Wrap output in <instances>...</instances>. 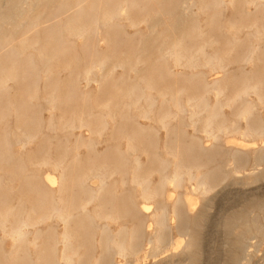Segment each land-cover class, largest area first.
<instances>
[{
  "label": "bare ground",
  "instance_id": "1",
  "mask_svg": "<svg viewBox=\"0 0 264 264\" xmlns=\"http://www.w3.org/2000/svg\"><path fill=\"white\" fill-rule=\"evenodd\" d=\"M69 1L62 0L60 3L67 5ZM129 1L124 0L123 6L128 7ZM106 4V0H94L91 5L86 6L89 9L97 5L98 9L92 18L82 19L78 25L70 21L60 26L61 47L54 51L53 36L47 35L44 39L34 37L42 30L44 24L42 15L33 14L35 6L45 7L42 0H0V37L9 31L28 32L20 44L16 43L15 46L11 43L9 49L5 48L4 56H1L3 69L0 72V94H4V100L1 102L3 105L0 110V123L12 115L20 114L21 105L24 104L21 101L23 98L27 97L32 104L38 101V85L50 83L56 74L53 69L54 60L62 53H68L76 40L86 39L104 27L114 26L116 22L125 19L121 8L103 11ZM225 5L237 12L240 21L218 24ZM249 7L259 10L264 7V0H228L227 4L223 0H199V3L194 0H181L176 8L168 11L158 9L143 20L151 35L157 24L165 23L166 17L174 19L172 26H175L180 17L188 16L197 9L198 15H210L211 22L207 21V26L218 24L216 27L225 31L227 45L212 52H209L205 42L193 49L172 43L165 50L162 58L172 65L167 72L175 79L185 78L182 86L159 89L152 76L135 74L134 85L128 92L121 94L117 90L123 85L125 78H114L110 60L104 58L95 62L91 69L85 70L83 79L86 83L92 75L104 73V82L112 84L123 103L119 111L116 112V98L98 105L97 97L87 93L83 95L80 107L66 112L62 109L61 102L65 83L51 87L52 90L44 97L49 114L48 129L73 131L83 128L90 132V136L79 138L74 144L59 146L54 154L47 151L34 164L38 169L48 167L59 174L56 188L53 187L55 182L51 178L44 179L46 190L53 193L48 195L50 198L32 189L36 193V202L33 200L35 203L31 202L26 207L21 200L16 206H8L0 211V234L2 238L11 240V251L3 254L0 252V264H117L116 257L130 258L131 262L127 263L132 264L139 256L138 227L123 226L118 231H113L110 226V223L121 219V214L126 210L125 205L123 208L117 207L122 193L110 190L108 185L113 174L120 176L121 186L131 184L135 187L136 194H141L146 200L157 205L155 213L148 214L143 206L137 205L134 193L127 196L126 208H131L139 217H149L154 222V230L150 233V255L156 257L166 246L174 245L175 250L163 259L188 256L187 264L196 262L201 230L214 199V196H208L222 181L251 184L264 177V169L261 172L254 171L258 166L264 167V116L260 113L264 106V41L260 44L264 36V26L258 20L251 23L250 27L245 25L250 15L247 9ZM83 9L84 6L77 11ZM72 18L76 19L73 16ZM242 28H248L249 35L258 41L257 44L246 47V50H241L242 44L236 39L237 31ZM198 30L201 31L202 28L198 26ZM199 35L203 36L204 32H199ZM236 52L241 53V67L243 64L254 67L243 80L233 78V81L226 82L214 79L208 83L201 79L203 67L226 73V62L230 55ZM77 62V58L71 55L62 71L71 74ZM177 67L183 68L184 73L173 71V68ZM133 71L135 72V69ZM27 79L30 85L22 90L25 92L23 95L9 92V81L23 83ZM199 79L203 84L200 85L202 92L192 93ZM210 93L214 94L213 104L208 102ZM251 96L253 98H250ZM227 107L231 111L230 118L224 112ZM142 118L148 119L152 125L147 127L139 124L138 121ZM186 119L195 131L199 123L204 137L212 141V146L206 147L199 138L190 140V144L196 149L194 156L189 158V145L181 146L177 135L172 133V122ZM123 121H128L132 128L122 129ZM181 124L182 122L179 125ZM156 128L164 130L167 136L162 150L148 138L150 134L154 135ZM107 134L110 140L118 137L124 142L123 150L115 149L117 164L105 160L97 163L96 159L95 162L83 164L81 150L86 151L88 155L94 154L97 144L104 140ZM228 134L239 136L243 141H234V145L229 147L228 162L231 164L220 171L214 166L211 167L212 163L217 162L213 149L219 146ZM2 139L8 150L12 151L16 144L26 146L35 142L37 133L31 134L22 130L20 136L16 139L14 137L15 141L6 133L2 135ZM108 148L102 154L104 159ZM141 156H144L146 161H143ZM248 160L253 163L250 170L247 169L248 165H241ZM238 171L247 173L235 178L234 174ZM217 172L221 173L219 178L216 176ZM154 176L158 179L156 183L153 182ZM91 179L98 181L97 187L89 184ZM168 187L179 191L190 187L191 193L200 201L199 208L194 211L195 201L180 193L176 197L167 195ZM75 188L83 193L84 200L80 203L74 201ZM25 191L26 187L22 188L20 193ZM105 191L108 192L107 198L103 195ZM172 215L177 220L175 227L169 224ZM50 221L61 222L63 229L58 235H53L52 244L48 243L43 250L42 244L39 243V231L35 230L33 238H28V235L31 233L30 228ZM243 221V218L233 216L225 223V230L236 237L246 233L264 234V226L257 219ZM86 226L94 231L99 230V239L88 242V246L100 249L99 256L92 255L89 250L85 251V244L78 237V229ZM173 228L184 239L173 241L169 236ZM239 244L243 248L246 247L237 239L234 246ZM57 245L61 246L59 254Z\"/></svg>",
  "mask_w": 264,
  "mask_h": 264
},
{
  "label": "rangeland",
  "instance_id": "2",
  "mask_svg": "<svg viewBox=\"0 0 264 264\" xmlns=\"http://www.w3.org/2000/svg\"><path fill=\"white\" fill-rule=\"evenodd\" d=\"M42 1L45 7L42 5L35 6L36 8L33 14L36 15L39 13L42 15L44 17V24L42 25V30L35 34L34 37L35 39H44L47 35L53 36L52 49L54 51L61 47L62 38L60 37V28L63 25L70 21L73 23L76 22L75 24L78 25L80 20L92 18L98 9L97 5L89 9L86 7L91 5L94 0H70L67 5L65 3H60L62 0ZM180 1L181 0H130V4L127 7L123 6L124 0H106L107 4L103 11L109 12L121 8V11L126 16L125 19L119 21V23L116 22L114 26L104 27L97 32V34H92L86 39L76 40L74 44L71 45V49L68 53H62L59 57H56L53 66L56 74L49 84L40 83L38 85V101L32 104L27 100V97L23 98L21 101H23L24 104L21 105L20 114L18 116L12 115L8 117L6 121L0 123V211H3L8 206H16L21 200L24 201L26 207H28L33 200L36 202V193L33 192L32 189L36 190L38 193L51 196L53 193L50 192V190H46L45 180L51 178L52 181L55 182V184L53 182L55 185H53V187L56 188L59 181V174L48 167L38 169L34 164L44 156L47 151L54 154L59 146L74 144L79 138L90 136V132L83 128H76L73 131H51L48 129L47 121L49 114L48 108L45 105L46 103L44 102V97L52 90V86L56 87L57 84L65 83L63 87L64 96L62 95L61 102L62 109L66 112L80 107L82 105V97L87 93L92 97H97L98 105L116 98L117 112L122 107L123 103L121 98L116 95V91L112 84L104 82V73L94 74L86 83L84 82L85 80L83 78L85 72L91 69L98 60L104 58L110 60V68L114 70V78L124 76L125 82L117 90V92L119 91V93L122 94L128 92L134 85L136 81L134 78L135 74L138 76L147 74L152 76L159 89H164L169 86L179 87L184 84L185 81H183V79L185 78L180 77L175 79L168 74V68H171L172 65L169 61L162 58L163 53L172 43H177L187 49H193L205 42L209 47V52L217 48L221 49L227 45L228 38L225 36V31L218 29L216 25L240 20L238 19L237 12L235 13L233 9H230L226 5L222 9L218 24L214 26L206 25L207 21L211 22L210 15H198V10L194 9L192 14L180 17L175 26H172L174 19L166 17L165 23L157 24L154 32L150 35L143 24V20L149 17V15H153L154 11L158 9L168 11L176 8ZM194 1L199 3V0ZM223 1L225 4L228 2V0ZM56 3L59 4L54 6ZM82 6H84V9L78 12L77 10ZM247 9L250 15L245 22L246 24H244L250 27L251 23L258 20L260 24L264 26V7L259 10H255L254 7H249ZM72 16L76 19H73ZM198 26L202 28L201 31L198 30ZM248 31V28H242L237 31L236 39L242 44L241 50H246V47L258 43L252 35H249ZM199 32H204V35L200 36ZM27 35V31H9L0 37V72L3 69V65H1L3 60L1 56H4V51L10 48L9 45L11 43L15 46H17L16 43L20 44L21 40ZM263 41L264 36L261 38L260 44L263 43ZM71 55L75 56L78 62L74 66L73 72L69 74L62 71V68ZM240 56L241 53L238 52L230 55L228 62H226L228 65L226 73L211 71L209 68L203 67L201 69V79H205L208 83L214 79H222L226 80V82L233 81V78H236L238 81L243 80L248 73L254 70V67L253 65L248 66L244 64L243 67H241L242 62ZM21 66L24 67V65ZM242 68L244 70H241ZM134 69L135 72L133 71ZM173 71L184 73L185 70L181 67H177L173 68ZM202 80L199 79L196 81V88L192 89V93L200 94L202 92L200 87V85H203ZM28 82V79L23 81V83L9 81V92L23 95L25 92L22 90H25L27 85H30ZM207 98L209 103H214L213 93H210ZM250 98H253V96ZM3 100L4 94H0V110L3 105ZM224 112L227 117L230 118L231 111L228 107L224 108ZM260 113L264 116V106L260 109ZM181 122L182 124L179 125ZM138 123L147 127L152 125L148 119L143 118L142 120L140 119ZM243 124L244 122L241 123V125ZM172 126L174 130L172 133L173 135H177L179 144L181 146L189 145V155L187 158L192 155L194 156L196 149L190 144V140L199 138L203 146H212L211 139L204 137L199 123L196 127V131L187 119L184 121L174 120ZM121 128L130 130L132 126L128 121H123L121 123ZM22 130L31 134L37 133V140L26 146L20 143L16 144L12 151L8 150L6 144L2 142V135L6 133L12 141H15V139L20 136ZM154 131V135L150 134L148 138L154 145H157L160 150H162L167 140L165 131L159 128H156ZM108 135L109 134L105 135L104 140L97 144L94 154L88 155L86 151L81 150L80 157L83 164H85V162H95V159L97 163L105 160L106 162L117 164L115 149L120 148L123 150L124 142L119 140L118 137L114 140H110ZM234 141L242 142L243 140L240 139L239 136L228 134L223 138L222 143L213 149L217 156V162L212 163L211 167L214 166L215 169L217 168L223 171L231 164L228 162L230 159L229 147L234 145ZM106 148H108V151L104 159L102 158V154L106 152ZM141 158L143 161H146L144 156H141ZM252 164V161L248 160L247 163L244 161L241 165H248L247 169L250 170ZM263 169V166H258L254 171L261 172ZM244 173L247 172L238 171L234 176L235 178H239L243 176ZM216 176L219 178L221 173L217 172ZM157 181V177L154 176L153 182L156 183ZM89 184L93 187H97L98 181L91 179ZM108 185L110 190L122 193V198L118 200L117 207L123 208V205H125L124 207L126 209L125 212L121 214V219L110 223L112 230L118 231L123 226L126 228H131L133 226L138 227L137 243L139 247V256L132 261V264L188 263V256H181L180 258L177 257L169 260L163 259L175 250L174 245L166 246L159 255L152 257L150 255V233L154 230V222L151 218L139 217L134 210L126 208L127 196L134 193L137 205L139 207L143 206L148 214L155 213L157 205L154 202L146 200L141 194H136L134 191L135 187L131 184L121 186L120 176L117 174L112 175ZM24 187H26V191L21 194L20 191ZM179 193L195 201L194 211L199 208L200 201L196 195L191 193L190 187L180 191L175 190L173 187H168L166 190V194L172 197H176ZM107 194L108 192L106 193V191L103 193L106 198L108 197ZM213 196L212 209L209 210L208 217L201 230L200 249L197 252V260L194 264H264V234L246 233L241 235V237H236L227 232L224 227L227 220L233 216L243 218L244 221L257 219L264 226V177H261L251 184L222 181L208 198ZM73 197L74 201L77 203L84 200L83 193H81L78 188L74 189ZM90 210H92V207H90ZM174 218L173 215L169 218V224L172 227L177 225V220ZM30 229L31 233L28 235V238H33L35 230H38L40 236L39 243L42 244L44 250L48 243L52 244L53 235L61 233L63 225L61 222L50 221L35 225ZM77 234L80 241L85 244V251L89 250L94 256L100 255V249L88 246V242H95V240L97 241L99 239V230L94 231L86 226L78 229ZM169 236L173 241L184 239L174 228L170 231ZM1 238L2 235L0 234V239ZM237 239L244 244L243 246L246 245V247L243 248L240 244L234 246ZM1 241L0 252H2V254L9 253L11 251V240L9 238H2ZM229 241L232 243L230 244ZM60 250L61 246L57 245L58 254ZM121 258L122 257L115 258L117 264H128L131 262L130 258Z\"/></svg>",
  "mask_w": 264,
  "mask_h": 264
}]
</instances>
